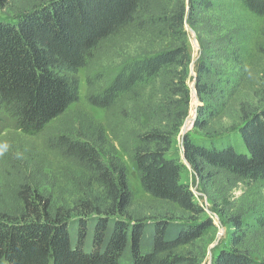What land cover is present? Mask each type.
<instances>
[{
	"label": "trees",
	"instance_id": "obj_1",
	"mask_svg": "<svg viewBox=\"0 0 264 264\" xmlns=\"http://www.w3.org/2000/svg\"><path fill=\"white\" fill-rule=\"evenodd\" d=\"M0 4H11L14 13L0 18V111L24 134H42L79 101L78 72L86 68V99L105 110L107 122L83 113L44 140L45 150L72 168L56 175L71 187L66 202L63 194L35 184L40 171L17 181L12 204L0 198V264H203V241L216 224L181 181V163L171 153L190 109L193 58L186 23L199 44L194 127L207 139L185 136L184 155L198 188L218 207L223 202L215 199L240 184L264 189V61L247 62L250 28L239 12L264 16V0ZM136 37L145 46L123 58L117 72L92 75L104 45ZM257 50L264 55V45ZM227 113L232 123L219 124ZM235 136L243 148L235 146ZM115 141L160 208L135 211ZM224 209L217 210L222 217ZM262 209L253 221L241 211L230 218L235 229L212 264H264L258 252Z\"/></svg>",
	"mask_w": 264,
	"mask_h": 264
},
{
	"label": "rangeland",
	"instance_id": "obj_2",
	"mask_svg": "<svg viewBox=\"0 0 264 264\" xmlns=\"http://www.w3.org/2000/svg\"><path fill=\"white\" fill-rule=\"evenodd\" d=\"M10 5L0 4V18L14 17V13L9 12ZM14 6L18 7V4H14ZM239 12H245L244 16L250 28L249 38L247 43H245L246 58H248L247 62H251L252 64L257 63L256 65H259L258 63L264 61V55L257 50L258 44L264 45V16L254 15L243 8L239 10ZM187 30L189 32V44L193 58L190 66L192 78L189 79L191 91L190 109L182 124L180 132L174 137L171 153H173L176 160L181 163V181L190 186L196 199L206 208V211L212 216L216 224V228L210 230L203 241L206 246L207 254L203 264H212L220 250L228 245L230 233L235 229L229 223L230 218L236 216L237 213L241 211L242 214L246 213V219L255 220L258 212L264 208V189H260L259 186L255 185L247 186L245 184H240L231 192L227 194L224 193L215 199L216 204L223 202L221 206L217 207V205L198 188V179H196L193 168L184 155V138L187 135L194 138L195 141H204L207 138L204 135L205 132L194 127V122L197 118V109L200 104L199 100H197L198 96L193 88V83L196 81L194 65L198 59L199 44L195 32L193 34L189 29ZM140 46H145V41L141 39V37L133 38L130 42L118 40L117 45H104L94 59L93 63L95 69L92 71V75L96 72H102L105 75L112 76L121 68L123 58L135 55ZM256 65L254 68L255 71L258 69ZM78 74L80 78L79 101L70 106L66 117L63 116L53 121L42 134H24L17 128L15 120L12 117L6 112L0 111V198L3 199L5 204H12L13 200H11V193L17 181L37 171H40L41 177H38L40 181L37 180V178V181L35 180V184L38 187L42 189L44 186H49L52 193L56 194V197L63 194L61 198L63 202H66L67 199L70 198L69 194L65 192L71 191V187L64 181L61 175L60 177L56 175L60 169L63 171L65 168H69L72 172V168L64 161L54 156L53 153L45 150L44 140L50 133L56 131L59 126L61 127L60 124L64 123L66 120L73 122L75 119L77 123L78 116L83 113L89 114L96 121L107 126L105 110L89 104L86 99L88 93L87 69L81 68ZM189 117L193 119L189 121L184 130V123ZM231 123L232 119L230 118V113H227L219 124L230 125ZM107 133L109 135L108 131ZM234 140L237 148H243L240 138L235 136ZM114 144L117 155L127 166L128 181L133 195V208L135 211L140 214H145L146 212H152L157 207L160 208L159 203L154 201L151 195L143 188L135 164L129 159L127 153L120 147L117 141H115ZM43 178L47 180V183L43 182ZM51 183L54 184L53 187H51ZM49 187L47 189H49ZM213 207L216 208V211H214L215 209H213ZM223 208H225L224 219L219 212H217V210ZM258 252L261 256H264V241H261Z\"/></svg>",
	"mask_w": 264,
	"mask_h": 264
},
{
	"label": "water",
	"instance_id": "obj_3",
	"mask_svg": "<svg viewBox=\"0 0 264 264\" xmlns=\"http://www.w3.org/2000/svg\"><path fill=\"white\" fill-rule=\"evenodd\" d=\"M186 27H187V29H189V30L194 34V31L192 30V28H191L187 23H186ZM195 75H196V74H195ZM193 88H194V90H195V92H196V95H197L196 81H194V83H193ZM197 100H199L198 97H197ZM192 119H193L192 117L187 118V120H186V122L184 123V126H183L184 130L186 129V127H187L189 121L192 120Z\"/></svg>",
	"mask_w": 264,
	"mask_h": 264
}]
</instances>
